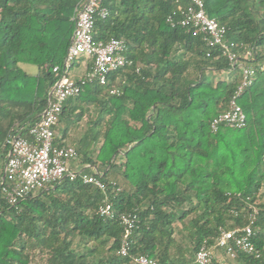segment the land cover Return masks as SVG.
I'll return each instance as SVG.
<instances>
[{"label":"trees","instance_id":"obj_1","mask_svg":"<svg viewBox=\"0 0 264 264\" xmlns=\"http://www.w3.org/2000/svg\"><path fill=\"white\" fill-rule=\"evenodd\" d=\"M80 1L0 0V140L41 117L63 73L52 67L62 65ZM104 3L107 15L95 18L93 37L123 39L132 64L104 84L85 83L58 122L75 127L88 118L75 150L96 169L84 172L122 187L107 193L117 212L136 213L130 255L194 264L202 244L242 227L255 209L260 257L240 252L235 259L264 264V0H204L206 14L226 27V41L252 52L235 66L177 23L189 0ZM241 64L263 66L238 99L245 125L213 132L210 120L226 109ZM104 197L80 177H64L16 207L0 196V264H131L118 253L121 224L96 211Z\"/></svg>","mask_w":264,"mask_h":264},{"label":"built area","instance_id":"obj_2","mask_svg":"<svg viewBox=\"0 0 264 264\" xmlns=\"http://www.w3.org/2000/svg\"><path fill=\"white\" fill-rule=\"evenodd\" d=\"M104 2L105 0H81L77 4L73 16L74 29L62 65L52 67L55 75L60 71L63 73L55 80L51 97L47 99L41 117L26 127H16L7 133L4 139L7 156L0 183V196L9 206L16 207L30 194L59 182L64 177L70 180L80 177L82 182L93 184L105 194L102 203L97 207V213L103 218H116L121 224L123 232L118 253L130 257L131 264H159L157 260L146 255L133 256L129 253L137 215L134 211L117 212L107 195L109 189L116 195L122 187L114 181L106 184L93 173L70 169L68 163L79 158L77 151L73 146L54 143L55 126L66 100L77 97L85 83L97 81L104 84L110 72L132 64V60L126 55L127 44L123 39L111 37L103 41L93 37L95 18L107 15ZM166 21L172 23V17L168 15ZM177 23L202 34L203 40L209 46L218 48L231 66H235L239 56L248 58L252 54L249 50L241 54L235 50V43L226 41V27L206 14L204 0H189V4L181 10V18ZM81 56L90 58V69L78 79L70 78L68 72ZM262 69V65H240L238 82L226 109L210 120L211 131L216 132L220 127L241 128L245 125L246 116L238 99L253 83L257 71ZM256 213L252 209L242 227L221 230L211 246L202 244L194 255V264H211L217 249L233 259L240 252L259 258L260 252L253 241L259 231L255 224Z\"/></svg>","mask_w":264,"mask_h":264},{"label":"crops","instance_id":"obj_3","mask_svg":"<svg viewBox=\"0 0 264 264\" xmlns=\"http://www.w3.org/2000/svg\"><path fill=\"white\" fill-rule=\"evenodd\" d=\"M89 67H90V58L87 56H81L73 63L72 68L68 72V76L70 78L78 79L82 75H84V73L88 70ZM37 73H38V67L35 70H33L32 73L29 74L36 75ZM87 124H88L87 117L81 120L79 125L75 127L71 125L69 126V124L65 120H61L55 126V136L58 139H61L60 140L61 144L70 145L75 148V146L78 144V141L80 139L83 130L87 128ZM5 125L6 124L3 121L0 122V132L3 131ZM67 127H69L67 133L63 134V129ZM4 139L5 138L3 137V139L0 140V183L2 182L3 179L4 164L7 156V148L4 146ZM78 156L79 158L77 161H70L68 163V167L70 169L82 171L85 168H90L91 170L96 171L95 167L92 166L89 167V164H82L81 162L82 157L81 155ZM213 261L214 262L212 264H244L241 261H238L237 259L228 257L219 249L215 250V258Z\"/></svg>","mask_w":264,"mask_h":264},{"label":"rangeland","instance_id":"obj_4","mask_svg":"<svg viewBox=\"0 0 264 264\" xmlns=\"http://www.w3.org/2000/svg\"><path fill=\"white\" fill-rule=\"evenodd\" d=\"M19 65L23 70L27 71L28 73H32V71L37 68L35 64L31 63H20Z\"/></svg>","mask_w":264,"mask_h":264},{"label":"water","instance_id":"obj_5","mask_svg":"<svg viewBox=\"0 0 264 264\" xmlns=\"http://www.w3.org/2000/svg\"><path fill=\"white\" fill-rule=\"evenodd\" d=\"M52 91L50 90L49 94H48V99L51 97Z\"/></svg>","mask_w":264,"mask_h":264}]
</instances>
